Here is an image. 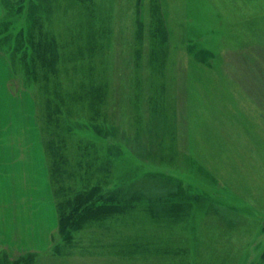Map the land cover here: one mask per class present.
<instances>
[{
  "label": "rangeland",
  "instance_id": "374dc122",
  "mask_svg": "<svg viewBox=\"0 0 264 264\" xmlns=\"http://www.w3.org/2000/svg\"><path fill=\"white\" fill-rule=\"evenodd\" d=\"M20 1L0 0V264L31 253L34 264H264V0H56L50 14L30 15L27 1L16 8ZM40 13L41 31L53 30L67 49L86 44L76 34L98 14L110 38L104 54L77 68L58 52L52 93L56 80L63 93L80 87L83 66L103 67L109 83V120L92 121L79 107L69 118L68 167L75 174H65L63 196L99 181L106 193L141 191L156 200L172 192L171 223L151 228L168 237L169 263L163 255L118 253L112 235L123 229L111 217L86 223L64 242L44 144L43 83L29 73L30 52L26 61L22 50L10 52L19 31L27 38L37 25L28 18ZM158 19L169 34L167 89L143 66L147 57L138 67L134 54L139 20L148 35ZM37 30L31 28L35 38ZM160 205L155 210L164 217L170 207L163 212Z\"/></svg>",
  "mask_w": 264,
  "mask_h": 264
},
{
  "label": "trees",
  "instance_id": "16d2710c",
  "mask_svg": "<svg viewBox=\"0 0 264 264\" xmlns=\"http://www.w3.org/2000/svg\"><path fill=\"white\" fill-rule=\"evenodd\" d=\"M22 1H20V5L16 8L22 11L25 8V1H27L26 8L28 12L30 11V15L34 11H43L42 13L44 14L45 12L50 14L52 12V4L56 0H50V7L42 3L30 4L28 0ZM40 16L39 18H28V22H32L33 20L34 23L37 22L35 24L38 25V37L35 38L34 33L31 31V28L36 29L37 25L28 28L27 33L29 36L27 38L22 28L17 35L16 45H10L12 48L10 46L8 48H11L10 52L11 54L13 53V55L18 53L19 50H22V58L25 61L30 52L34 66L30 69L29 73L34 74L32 76L34 80L37 81L38 79V81L43 83L41 88L43 89V95L46 96L43 113H41V119L45 127L43 128L46 139L44 144L47 156L51 159L48 172L51 176V186L54 189L56 211L59 218V229L64 242L66 244H71L74 240V234L81 230L86 223H91L93 221L98 222L111 217L114 220L116 219L115 222L117 225L119 224L125 231L119 228L118 234L112 235V246L119 250L118 253L123 255L125 253L126 257L130 258H141L142 255V259H148L150 257L156 258L163 255L159 259L162 258L169 263V257L173 250L168 237L164 238L163 236L157 235V230L153 232L154 230L151 228H153L155 224L158 225V221L166 224L171 223V214L173 213L171 209L174 205V201H172V192L169 193L166 191L167 198H164L166 196L164 191L163 193H158L159 197H156V200L147 198L141 191H135L133 193L128 192L124 195L123 192H120L118 189L116 193L113 190L107 191L108 193H106L103 185L99 181L90 184V189H84L78 194H74L72 197L67 198L63 196L67 190V187L64 185L65 174L69 172L70 174H75L72 173V171L69 170L70 167H68L67 139L74 137L72 135L73 130L69 124V118L72 119L80 108V111L87 109L92 121L97 122L99 119L103 118L109 120V112L106 110V106L108 105L107 95L109 83L104 75L103 67L99 69V67L90 65L88 66V70L83 66L81 73L86 77L79 79L78 83L80 87L75 88L76 90L67 87L63 93L60 82L56 80V83L53 85L55 92L52 93L53 89L50 84V79H52L51 76L57 78L60 72L58 65L62 61V59L60 61L61 57L58 52L61 48L63 50V60L74 62V68H77V62L88 61L86 63L87 65L98 53L104 54V51L109 48L107 47V42L110 38L107 35L108 28L105 23V18L98 14L95 27V24L92 23V27L86 29V33L78 30L76 34L75 39H78L79 42H82L81 39H84L86 44H84L83 47L78 46L77 48L67 49L60 44L61 42H59L58 36L55 35L53 30L52 32L50 30L46 32L41 31V29L44 28V22L41 13ZM45 19L48 18L45 17ZM99 21L102 22V25L99 24ZM158 21L159 27L156 28L154 20V28L151 26L148 35H145V25L139 20V28L136 36L137 45L135 46L134 54L136 55L135 58L138 67L141 65V61L143 63L144 58L147 57L143 66L152 70V74L154 75L153 78L157 80L154 81L155 84L162 83V87L167 89V81L163 78V74L165 72L169 53V34L165 23L159 19ZM97 24L100 25V28ZM11 31L12 30H8L7 35V39L10 40H12L11 37L15 35L14 30L12 33ZM145 42L149 44L145 45ZM146 46H148V54L145 49ZM23 59H20L22 65ZM38 67L40 68L39 71ZM157 73H159L162 78H160ZM85 80L87 81L85 82ZM160 100L162 101L163 99L160 98ZM153 109L160 111L162 107L155 106ZM78 164L81 167V162H78ZM179 196L182 198L183 195L179 194ZM159 202H161L160 206L163 212L170 207L168 209L169 212L165 213L164 217L159 215V211L155 210ZM176 207L180 208L181 205H176ZM113 227L114 225H112L110 229L107 228L105 233H109L110 235ZM129 229L133 232L126 234V231L129 232ZM165 232H168L167 228ZM35 255L31 253L27 256H23L16 261L15 264H34Z\"/></svg>",
  "mask_w": 264,
  "mask_h": 264
},
{
  "label": "crops",
  "instance_id": "0c3cea01",
  "mask_svg": "<svg viewBox=\"0 0 264 264\" xmlns=\"http://www.w3.org/2000/svg\"><path fill=\"white\" fill-rule=\"evenodd\" d=\"M30 121V120H29ZM29 121H27L28 122V124H29V127H28V129H29V133H30V130H31V128H32V125H31V121L29 122ZM24 123H26V122H24ZM10 130V129H9ZM11 143H13V142H6V143H4V144H11ZM42 159H41V157L39 156V159H38V161L39 162H42L41 161Z\"/></svg>",
  "mask_w": 264,
  "mask_h": 264
}]
</instances>
